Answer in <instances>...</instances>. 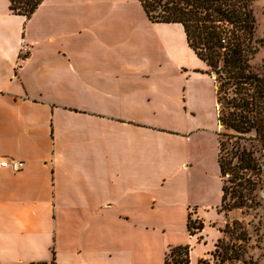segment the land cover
<instances>
[{"label": "crops", "instance_id": "1", "mask_svg": "<svg viewBox=\"0 0 264 264\" xmlns=\"http://www.w3.org/2000/svg\"><path fill=\"white\" fill-rule=\"evenodd\" d=\"M253 13L264 34V0ZM205 71L138 0H43L29 19L0 0V157L24 163L0 169V264H164L180 246L210 264L222 184Z\"/></svg>", "mask_w": 264, "mask_h": 264}, {"label": "trees", "instance_id": "2", "mask_svg": "<svg viewBox=\"0 0 264 264\" xmlns=\"http://www.w3.org/2000/svg\"><path fill=\"white\" fill-rule=\"evenodd\" d=\"M42 1L9 0V10L29 19ZM138 1L150 23L182 27L187 46L205 66L204 73L213 77L220 125L217 164L222 184L216 212L225 217L233 210L264 209L258 195L264 175V64H254L264 49V40L256 33L255 0ZM203 227L188 218L189 236ZM219 232L221 238L209 254L219 261L212 264H224L232 260L229 252L236 254L235 245H223L224 237L237 234V241L247 242V234L237 221L227 223ZM188 252L187 246L172 248L164 264H188Z\"/></svg>", "mask_w": 264, "mask_h": 264}, {"label": "rangeland", "instance_id": "3", "mask_svg": "<svg viewBox=\"0 0 264 264\" xmlns=\"http://www.w3.org/2000/svg\"><path fill=\"white\" fill-rule=\"evenodd\" d=\"M257 36L264 40L263 33H257ZM254 64L256 66L264 64V49L255 57ZM262 177V189L258 191V195L259 199L262 201L261 204L264 206V175ZM217 215L221 214L217 213ZM192 221H196V223L199 222L197 220ZM235 221L241 223L243 229L247 234V242L237 241V239L239 238V235L237 234L230 236V238H228V236L224 237V246L235 245L234 247L236 248V254L233 252L228 253V256L232 258V260H226L224 264H242L243 261H246V264H264V209L261 207L255 208L253 210H233L227 213L225 217L221 215L222 225L220 228H218V238L214 245L217 243L219 238H221V234L219 231L222 230L227 223L231 224ZM242 248L245 249L244 253L242 252ZM213 250L214 246L210 253ZM206 261H209L208 263L212 264L214 262L216 263V261H219V258H216L215 260L209 255Z\"/></svg>", "mask_w": 264, "mask_h": 264}, {"label": "built area", "instance_id": "4", "mask_svg": "<svg viewBox=\"0 0 264 264\" xmlns=\"http://www.w3.org/2000/svg\"><path fill=\"white\" fill-rule=\"evenodd\" d=\"M23 167H24V163L20 161H14L0 157V169L8 170L9 172L16 174L20 172L23 169ZM262 170L264 171V167H262Z\"/></svg>", "mask_w": 264, "mask_h": 264}, {"label": "water", "instance_id": "5", "mask_svg": "<svg viewBox=\"0 0 264 264\" xmlns=\"http://www.w3.org/2000/svg\"><path fill=\"white\" fill-rule=\"evenodd\" d=\"M220 126V125H219Z\"/></svg>", "mask_w": 264, "mask_h": 264}]
</instances>
